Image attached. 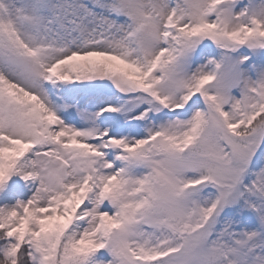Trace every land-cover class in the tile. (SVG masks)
Masks as SVG:
<instances>
[{"label":"snow or ice","instance_id":"obj_1","mask_svg":"<svg viewBox=\"0 0 264 264\" xmlns=\"http://www.w3.org/2000/svg\"><path fill=\"white\" fill-rule=\"evenodd\" d=\"M0 264H264V0H0Z\"/></svg>","mask_w":264,"mask_h":264}]
</instances>
